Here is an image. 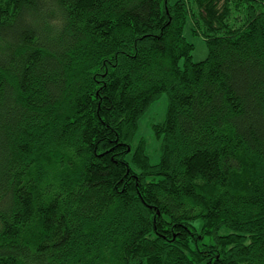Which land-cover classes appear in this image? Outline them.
I'll use <instances>...</instances> for the list:
<instances>
[{"label": "trees", "instance_id": "16d2710c", "mask_svg": "<svg viewBox=\"0 0 264 264\" xmlns=\"http://www.w3.org/2000/svg\"><path fill=\"white\" fill-rule=\"evenodd\" d=\"M0 264H264V0H0Z\"/></svg>", "mask_w": 264, "mask_h": 264}, {"label": "rangeland", "instance_id": "374dc122", "mask_svg": "<svg viewBox=\"0 0 264 264\" xmlns=\"http://www.w3.org/2000/svg\"><path fill=\"white\" fill-rule=\"evenodd\" d=\"M176 1L178 0H171V3H175ZM184 35L187 41L194 46L192 61L195 63L204 61L207 58L208 50L203 37L192 33L191 21L188 22ZM168 103L169 100L167 94H163L151 104L147 112L139 120L137 131L131 142L133 148H135L141 141L145 143L147 155L152 164H158L161 156V143L154 135L153 126L164 122ZM194 225L197 229H200L201 222L197 220ZM208 239L209 236H207V240Z\"/></svg>", "mask_w": 264, "mask_h": 264}]
</instances>
